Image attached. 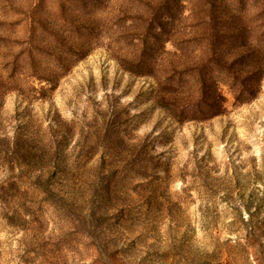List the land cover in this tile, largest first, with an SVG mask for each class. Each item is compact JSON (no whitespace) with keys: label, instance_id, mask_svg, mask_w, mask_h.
Segmentation results:
<instances>
[{"label":"rangeland","instance_id":"1","mask_svg":"<svg viewBox=\"0 0 264 264\" xmlns=\"http://www.w3.org/2000/svg\"><path fill=\"white\" fill-rule=\"evenodd\" d=\"M0 264H264V0H0Z\"/></svg>","mask_w":264,"mask_h":264}]
</instances>
